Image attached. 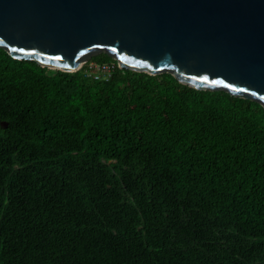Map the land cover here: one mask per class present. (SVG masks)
Here are the masks:
<instances>
[{
	"label": "trees",
	"instance_id": "trees-1",
	"mask_svg": "<svg viewBox=\"0 0 264 264\" xmlns=\"http://www.w3.org/2000/svg\"><path fill=\"white\" fill-rule=\"evenodd\" d=\"M0 264H264V107L0 48Z\"/></svg>",
	"mask_w": 264,
	"mask_h": 264
},
{
	"label": "water",
	"instance_id": "water-1",
	"mask_svg": "<svg viewBox=\"0 0 264 264\" xmlns=\"http://www.w3.org/2000/svg\"><path fill=\"white\" fill-rule=\"evenodd\" d=\"M0 48L63 72L103 52L264 107V0H0Z\"/></svg>",
	"mask_w": 264,
	"mask_h": 264
},
{
	"label": "built area",
	"instance_id": "built-area-1",
	"mask_svg": "<svg viewBox=\"0 0 264 264\" xmlns=\"http://www.w3.org/2000/svg\"><path fill=\"white\" fill-rule=\"evenodd\" d=\"M88 68H89L88 74L93 76L94 78H100V77L107 78L113 69V65H109V64L97 65L94 63H90Z\"/></svg>",
	"mask_w": 264,
	"mask_h": 264
}]
</instances>
